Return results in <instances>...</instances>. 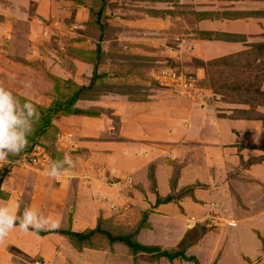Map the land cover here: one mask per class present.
Instances as JSON below:
<instances>
[{
    "label": "rangeland",
    "instance_id": "374dc122",
    "mask_svg": "<svg viewBox=\"0 0 264 264\" xmlns=\"http://www.w3.org/2000/svg\"><path fill=\"white\" fill-rule=\"evenodd\" d=\"M65 1H45L50 6H45L43 16L34 5H39L38 0H0V85L21 100L29 97L40 116L54 103L64 105L79 86H87L70 108L96 115L102 111L114 121L119 120L105 104L116 95L109 94L114 92L110 87L132 91L127 95L133 98H145L149 89L160 88L189 98L184 101L203 110L208 117L205 126L215 134L213 139L174 137L164 142L163 158L145 165L144 187L124 190L125 179H121L122 190L131 189L127 201L120 199L114 213L100 223L115 233L138 228L139 242L146 239L160 250L183 251L189 259H168L156 252L126 257L125 252L110 250L102 234L82 248L69 242L72 248L110 250L114 257L107 255L109 264H264V95L255 91L257 87L264 92L260 85L264 53L252 54V49L244 48L210 59L193 57L189 52L197 32L169 18L177 7L158 6L153 4L156 0ZM95 60L100 76L89 86ZM80 78L86 83H80ZM26 81L30 88L23 86ZM68 114H52L44 128L38 122L24 151L3 162L0 199L12 194L23 208L25 200L37 194L31 186L34 179L49 178L43 170L50 158L60 160L72 152L75 165L81 163L82 155H73L79 134L68 128L69 122L55 126L54 121ZM254 122L261 124L255 129L258 132L252 130ZM162 161L171 172L163 195L157 190L154 172ZM185 167L195 173L194 178L178 187ZM8 174L12 184L5 188L3 178ZM150 194L155 196L154 203ZM157 197H169L160 203H176L178 211L157 210ZM182 199H188L191 213L185 212ZM12 231L0 237V264H27L32 258L48 264L40 251L30 256L13 246Z\"/></svg>",
    "mask_w": 264,
    "mask_h": 264
},
{
    "label": "crops",
    "instance_id": "0c3cea01",
    "mask_svg": "<svg viewBox=\"0 0 264 264\" xmlns=\"http://www.w3.org/2000/svg\"><path fill=\"white\" fill-rule=\"evenodd\" d=\"M45 1L48 3V0H38L39 5L34 4L37 9H41L43 16L46 14L45 6H50L46 5ZM155 3L158 6L177 7L175 16L169 18L179 19L183 26L189 24L191 33L197 32L199 37L192 42L189 53L198 59H210L264 42V0H156L153 4ZM81 4L85 6L84 2ZM85 67L89 70L90 65L88 68L85 63ZM79 82L86 83L81 78ZM260 85L264 89V71ZM109 94L116 95L113 99L105 101V104L119 121L112 120V116L111 119L110 116L101 114L104 113L102 111L99 115H62L63 119L54 121L55 126L61 122H69L68 128L75 129L79 134L73 155H82L81 163L66 172L59 181L49 178L34 179L31 186L36 188L37 194L30 195L23 208L12 199V194L7 200L0 199V204L14 209L17 215L28 207L37 209L57 219L59 228L74 231L93 228L98 217L106 218L114 213V204H118L120 199L127 201L126 196L131 189L127 192L124 190L129 187L137 190L134 186L144 187L145 165L151 160L163 158V149L167 147L163 145L164 142L174 137L202 140L213 139L215 136L210 128L205 126L208 117L202 115L203 110L196 109L193 104L184 101L189 98L182 95L163 92L160 88L149 89L145 98H133L112 92ZM200 106L202 107L203 103H200ZM233 122L228 121L227 124L234 125ZM260 126V123L254 122L252 130ZM168 167L169 165L162 161L157 163L154 170L157 190L161 195L168 191L166 180L171 173L168 172ZM191 173L187 172L186 167L182 168L177 186L191 182L195 174ZM108 178L113 181L109 182ZM121 179H125L122 181L123 186L126 185L124 190L120 187ZM13 183L17 185L16 180ZM10 184V175H5L3 187L9 188ZM150 195L151 202L154 203L155 196ZM180 204L185 212L191 213L189 210L192 206L188 199H182ZM156 207L159 211L167 212L170 207L178 211L176 203L173 202L160 203ZM151 217L149 215V222ZM13 230V246L21 248L30 256L40 251L48 264H109L107 261L108 256H111V249L113 252H125L126 257L133 256L123 243L111 244L109 251L85 248L79 252L72 248L66 237L56 232L38 235L18 228ZM141 230L148 231V228ZM142 231L138 237L142 236ZM140 243L148 245L146 239Z\"/></svg>",
    "mask_w": 264,
    "mask_h": 264
},
{
    "label": "clouds",
    "instance_id": "9594fccd",
    "mask_svg": "<svg viewBox=\"0 0 264 264\" xmlns=\"http://www.w3.org/2000/svg\"><path fill=\"white\" fill-rule=\"evenodd\" d=\"M23 86L30 88V81L24 82ZM39 120L40 112L29 97L25 96L21 100L11 90L0 85V166L3 162H9L10 156H18L24 151ZM74 167L71 156L65 154L62 159L51 161L43 170V175L53 181H59ZM59 227L57 219L37 209L28 207L17 215L14 209L0 204V237L6 236L14 228L39 233Z\"/></svg>",
    "mask_w": 264,
    "mask_h": 264
},
{
    "label": "trees",
    "instance_id": "16d2710c",
    "mask_svg": "<svg viewBox=\"0 0 264 264\" xmlns=\"http://www.w3.org/2000/svg\"><path fill=\"white\" fill-rule=\"evenodd\" d=\"M101 14V10H99L97 12V16H99ZM250 49L252 54H263L264 53V42L263 43H257L254 44ZM97 51H100V47L97 45ZM97 56V55H96ZM96 59V57H95ZM96 60L93 63V71H92V76L90 78V82H89V86L94 83V81L100 76V74L97 73L96 69H97V64L95 63ZM87 86H79L75 92L73 94H71L64 102V105H60V104H56L54 103V105L49 106L48 108H46L44 110V112L41 114L40 116V127L44 128L46 127L50 120L49 117L52 114H56L60 111L66 113L69 112V114H87V115H95L96 113H84L83 110L81 108L75 107V108H70V106L73 104V102L76 101V99L78 98L79 92H81L82 89L86 88ZM112 90H114L115 93L118 94H134L132 93H128V91L125 90H121V89H117L114 87H110ZM255 91L260 92L261 94L264 95V92L261 91L259 88H255ZM113 92V93H114ZM122 92V93H120ZM143 93V92H142ZM141 95H145L144 93ZM33 149V145L31 146L30 150ZM29 150V151H30ZM4 175V174H3ZM153 179H154V175H153ZM169 201V197H165L164 199H160L159 197H157L156 203H160V202H166ZM102 217H98L97 218V222L95 227L93 228H88L85 229L83 231H74L71 230L69 228H58L56 230H52V231H42L39 233H36L38 235H44L50 232H56L58 234H61L62 236L66 237L67 240L69 242H71V244L77 242L79 244H81V248L84 246H90V241L92 240V238H94L95 235H99L102 234L106 239H107V243L110 246L113 243H123L124 245H126L128 247V251L132 254L134 253H138V252H147V253H153L156 252L159 256H164L167 257L168 259H173L176 257H180L183 259H189V256H186L184 254L183 251H168V250H160L159 247L157 246H153V245H144L142 243H140L137 239H136V234L138 232V228H135V230H130L127 232H119V233H115V231H113L111 228V230L108 228H102L101 227V220ZM80 249V248H79ZM192 258V257H191Z\"/></svg>",
    "mask_w": 264,
    "mask_h": 264
},
{
    "label": "built area",
    "instance_id": "2783aa9c",
    "mask_svg": "<svg viewBox=\"0 0 264 264\" xmlns=\"http://www.w3.org/2000/svg\"><path fill=\"white\" fill-rule=\"evenodd\" d=\"M27 264H43L42 261H40L38 258H32L29 261L26 262Z\"/></svg>",
    "mask_w": 264,
    "mask_h": 264
}]
</instances>
